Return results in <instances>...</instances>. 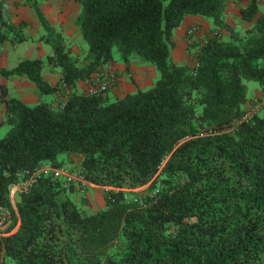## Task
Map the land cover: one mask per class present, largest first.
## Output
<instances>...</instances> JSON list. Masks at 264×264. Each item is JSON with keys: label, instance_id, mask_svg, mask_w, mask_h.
Returning <instances> with one entry per match:
<instances>
[{"label": "trees", "instance_id": "16d2710c", "mask_svg": "<svg viewBox=\"0 0 264 264\" xmlns=\"http://www.w3.org/2000/svg\"><path fill=\"white\" fill-rule=\"evenodd\" d=\"M75 1L88 43L82 60L69 54L38 0H24L51 51L0 68L26 75L41 94L69 88L56 105L4 97L0 204L12 219L0 234V264H264V102L242 117L245 79L264 89L260 0L240 6L250 22L241 29L225 17L229 0ZM4 2L0 40L27 39L28 21L6 20ZM188 14L212 22L192 42L196 65L171 52L174 29ZM114 46L126 67L134 57L152 62L153 84L113 99L78 91L79 79L113 60ZM45 60L60 67L58 85L42 76ZM75 158L81 174L103 186L104 207L87 212L74 182L42 173L16 193L14 209L17 171L44 162L66 167Z\"/></svg>", "mask_w": 264, "mask_h": 264}, {"label": "crops", "instance_id": "0c3cea01", "mask_svg": "<svg viewBox=\"0 0 264 264\" xmlns=\"http://www.w3.org/2000/svg\"><path fill=\"white\" fill-rule=\"evenodd\" d=\"M6 4V7L10 6L15 8V14L17 13L15 17L11 18L13 22L18 23L21 19H26L28 21L27 24L22 27V31L29 37L27 39L15 41L9 34L7 38H5L4 40H0V68L12 67L20 59L25 57L38 56L45 58L46 54L51 51V48L47 43L40 39V35L43 31L40 30L41 26L36 13L34 15L30 10H26L25 7L28 4H25L23 3V1L21 2L20 0H6ZM21 8L24 9V13L20 12L21 10L19 9ZM78 8L79 6L75 2V0H45L44 2H42V10L45 14L49 15L50 12L53 13L54 11L58 10L54 13V17H50L49 20H51V22L54 24H58L60 26L59 28H61V30L64 29L66 33L67 26L76 23L75 17ZM189 15H191L192 17L189 18L186 23L181 22L180 25H178L174 29V38L176 44L172 49V55L174 60L180 63H191L192 60L191 55L186 49V45L189 41V38L185 36V33L187 32L190 34V32H188V29L191 26L195 25L194 22H196V16L194 14ZM189 15H186L184 18L187 19V17H190ZM204 21L209 20L206 19ZM74 25V29L80 31L78 25ZM109 63L112 64V68L115 75L114 80L116 78V74L117 78L124 80L128 75H130L134 76L135 80L139 82L140 85H143L145 82L147 83L149 81L146 76L148 70L152 69V72L155 75V71L152 64L144 62L138 58H132L128 64V67H126L125 63H115L113 60L109 61ZM41 72L42 76L44 77V79H46L48 83L57 85L59 84L61 70L58 65H55L45 60ZM2 86H5L7 90L6 95L3 93ZM86 86L87 82L84 80V78L79 79L76 83V89L78 91L82 90L84 92V88H86ZM110 89H112L115 96H117L123 92L130 91L133 88L130 89V87L126 85L125 87L114 85ZM45 94H41L37 85L23 74H12L6 76L0 73V130L5 132L6 129L3 128V125L5 123L3 122V119L6 114L4 103L5 96H16L28 104H33L38 102L40 99L46 100ZM54 97L56 98L55 90L51 91V97L47 101L51 102ZM106 97L108 98V95ZM42 164L50 163L44 162Z\"/></svg>", "mask_w": 264, "mask_h": 264}, {"label": "rangeland", "instance_id": "374dc122", "mask_svg": "<svg viewBox=\"0 0 264 264\" xmlns=\"http://www.w3.org/2000/svg\"><path fill=\"white\" fill-rule=\"evenodd\" d=\"M20 1L21 2L23 1V3H25L24 0H20ZM44 1L45 0H38L41 9H42V2H44ZM164 1H166V0H164ZM75 2L79 6V8H78V11H79L80 4L77 1H75ZM246 2H247L246 0H229L227 7H226L227 8V10L225 12L226 19L228 20V22H230L231 24H233L235 27H237L239 29L243 28L244 26L249 25V23H250L249 21H247L241 17V13H240V9H239L240 6L242 4H245ZM6 5L7 4H6V0H5L3 7H2L3 17L6 20L12 21L11 18L15 17L17 13L15 14V10H14L15 8L10 7V6L6 7ZM259 7H260V10L264 8V3L261 0L259 1ZM25 9L30 10L35 15V11L31 6L26 5ZM19 10H21L20 11L21 13H24L23 8H21ZM58 10H59V8H58ZM57 11H54L53 13L50 12L49 15L48 14H45V15L48 19H50V17L51 18L54 17V13ZM194 15L196 16V22H194L196 29H195V31L191 32L190 34L187 32L185 33V36L187 38H189V41L187 42V45H186V49L192 57L191 63L193 62V55H194V45H192V42L196 41L199 38H202L204 33L207 32L212 26V22L210 19L206 18L205 16L199 15V14H194ZM189 16L190 17H187V19L184 18L185 21L182 20V22L186 23L188 21V19L192 17L191 15H189ZM203 19L204 20L207 19L209 21H204ZM199 20H200V22H199ZM49 21L51 22V20H49ZM51 24L57 30H60L65 35L69 54L71 56L78 57L79 60H82L84 58L85 52L87 51L88 43L82 37L80 31H77L76 29H74V27H75L74 24H76V23H73L72 25L67 26V33L64 29L61 30V28H59L60 26L58 24H54L52 22H51ZM40 28H41L40 30L43 31L42 26ZM2 29L5 30L4 27H2ZM222 34L224 37H227L228 36L227 30H225V29L222 30ZM171 52H172V50H171ZM113 56H114L113 61L115 63H124L123 60L120 59L119 52L115 46L113 48ZM144 62H148V63L152 64L154 71H155V75H154L152 72V69L148 70L146 76L149 79V81L147 83L145 82L143 85H140V83L135 80L134 76H130V75H128L125 80L120 79V78H117V74L115 73L116 78L107 88L106 92L104 93L105 96L108 95V99H113L115 97L113 90L110 89L114 85L124 86V87L126 85V86L130 87V89L133 88L132 90H135L138 87L146 88V87H149L150 85H152L154 80L158 76V70L152 62H150V61H144ZM245 83H246V93H247V99L245 102V111L248 113L255 112V111L260 109L261 104L264 101V99H263L264 89L261 88L259 82L254 78L245 79ZM68 92H69V88L67 86L59 85V88L57 90H55L56 98L54 97V99L50 103L53 105H56V104L60 103V101L63 102L64 98ZM45 95H46V97H45L46 100H48L51 97V92H46ZM61 96H63V97H61ZM8 127H9V124L4 123L3 128L4 129L6 128L5 131L8 129ZM3 133H5V132L0 130V135ZM65 164H66L67 168L74 169L75 167H77V158H75V160L73 162H65ZM140 187H142V186H139L135 189H139ZM75 196H76V200L79 201V203H80V201H81V203H83V207L87 212H91L95 209L104 207L106 204L104 196H103V186L95 184V183L93 185L90 184V185L86 186L84 188V190L77 188L75 191ZM15 201H16V193L11 197L12 205H13L14 209L16 210ZM17 225H18V222L16 223V226Z\"/></svg>", "mask_w": 264, "mask_h": 264}, {"label": "built area", "instance_id": "2783aa9c", "mask_svg": "<svg viewBox=\"0 0 264 264\" xmlns=\"http://www.w3.org/2000/svg\"><path fill=\"white\" fill-rule=\"evenodd\" d=\"M196 26L193 25L188 29V32L195 31ZM193 64H197L195 60H193ZM114 71L112 68V64L107 62L98 67L96 70L92 71L89 76L84 78L87 82V86L85 88V93L93 95H103L109 85L114 80ZM61 86H65L61 84ZM264 99V96H263ZM264 102V101H263ZM62 103V102H61ZM253 112L248 113L244 112L243 118H248L252 115ZM18 175L21 177L17 182L13 183L10 187V198L18 192L27 190L29 186L36 181L40 174H51L54 177L63 176L66 181H72L77 185V188L84 190V188L90 184H94L86 179L78 167H75L73 170L64 167V166H54L52 164H41L35 168H23L17 171ZM12 218V212L10 208L6 205L0 204V234L8 233L7 230L10 221Z\"/></svg>", "mask_w": 264, "mask_h": 264}]
</instances>
